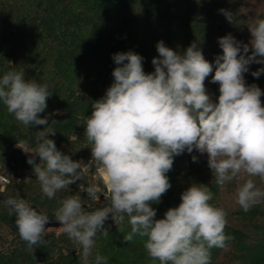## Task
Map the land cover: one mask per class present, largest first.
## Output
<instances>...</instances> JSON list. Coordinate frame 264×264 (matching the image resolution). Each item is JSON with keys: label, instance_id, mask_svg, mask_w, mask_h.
<instances>
[{"label": "clouds", "instance_id": "1", "mask_svg": "<svg viewBox=\"0 0 264 264\" xmlns=\"http://www.w3.org/2000/svg\"><path fill=\"white\" fill-rule=\"evenodd\" d=\"M220 11L232 22V13ZM247 26L251 34L247 44L231 34L218 38L222 55L215 58L211 77L219 85L216 102L205 87L213 64L196 42L181 54L159 41V56L152 59L151 73H145L141 55L132 51L113 54L114 82L101 99L92 102V114L85 119L91 161L97 164L109 206L89 212L80 196L69 195L59 201L54 213L62 232L80 245L84 264L92 255L97 234L108 235L104 224L109 217L122 223L127 216L131 230L123 242H132L137 235L146 237V252L159 264H211L213 247L227 249L226 242L233 237L225 235L226 213L209 203L213 193L203 184L192 183L182 192L177 207L169 208L164 218H155L151 205L160 203L171 188L166 173L174 157L185 151L207 153L208 167L221 187L247 177L235 193L244 212L264 203V190L252 179L264 180V106L260 99L264 92L255 84H246L244 78L250 64H264V18L251 19ZM262 73L264 67L251 74L259 78ZM51 95L46 83L25 79L23 70L7 71L0 78V102L28 128L48 125V117L40 114ZM49 134L55 131L46 126L35 133L34 149L18 147L33 154L27 163L33 165L43 195L53 199L82 179L84 166L59 151ZM197 159L192 156L193 162ZM80 189L89 199H99L96 185ZM4 204L10 216L15 214L19 237L34 258V249L48 243L45 226L49 216L21 198L10 197ZM107 260L97 255L95 264H107Z\"/></svg>", "mask_w": 264, "mask_h": 264}, {"label": "trees", "instance_id": "2", "mask_svg": "<svg viewBox=\"0 0 264 264\" xmlns=\"http://www.w3.org/2000/svg\"><path fill=\"white\" fill-rule=\"evenodd\" d=\"M221 9L233 14L232 22ZM254 18H264V4L260 0H0V78L7 71L23 70L25 79L46 83L52 92L45 112L40 114L41 118L48 117V125L28 128L0 102V176L8 179L4 189L0 183V264H84L79 255L80 245L57 231L61 224L54 213L60 207L59 201L69 195L80 196L82 206L89 212L109 206L97 164L91 161L85 119L92 114V102L101 99L114 82L112 72L117 65L113 54H139L144 58L145 73H151L152 59L159 56V41L181 54L196 42L205 59L213 64L205 87L216 102L219 85L212 83L211 77L215 58L222 55L218 38L231 34L247 44L251 39L247 24ZM262 67L264 64H250L244 78L246 84H255L264 92V73L259 78L251 74ZM260 99L264 106V95ZM57 111L62 114H55ZM46 126L55 131L48 138L59 151L73 161L83 159L90 165L89 171L82 169L81 180L53 199L43 195L33 165L27 163L33 154L20 148L34 149L35 133ZM192 156L198 158L197 162H193ZM34 159L36 164L40 163L38 156ZM207 164V153L195 149L191 154L185 151L174 157L173 167L166 173L171 188L160 203L151 205L156 210L155 218L162 219L169 208L177 207L182 192L196 181L194 177L202 176L213 193L209 203L226 213L225 235L233 237L226 242L227 249L210 250L211 264H264V203L248 212L238 204L228 207L225 196H234L237 186L247 177H238L221 187ZM252 179L264 190V180ZM93 184L100 189L97 200L89 199L80 189ZM10 197L26 200L49 216L48 223L54 224L45 226L49 228L45 236L48 243L34 249V258L19 237L15 214L10 216L4 204ZM104 228L108 235L101 232L94 238L87 264H95L97 255L107 257V264H159L146 252V237L137 235L132 242H123L124 235L131 230L127 216L122 223L109 217Z\"/></svg>", "mask_w": 264, "mask_h": 264}, {"label": "rangeland", "instance_id": "3", "mask_svg": "<svg viewBox=\"0 0 264 264\" xmlns=\"http://www.w3.org/2000/svg\"><path fill=\"white\" fill-rule=\"evenodd\" d=\"M255 2H257V0H255ZM260 2H261V4H264V0H260ZM79 162H81L82 165L84 166L82 168L84 171H89L90 170V165H89V163L86 160L81 159V160H79ZM206 167H208V164L206 165ZM206 167L204 166V170H205L204 172H206ZM101 179H102V177H101ZM194 179H196V181L194 183L203 184V185H205V181L207 180L206 178H204L202 176L201 177L200 176H197V177L195 176ZM205 186H207V185H205ZM224 199H225L228 207L237 205L235 195L232 196L231 194L230 195L227 194ZM60 227H61V225H59V227L57 228V231H59V232L62 231V229ZM127 249L129 250L128 251V253H129L128 256L130 257L131 256L130 254H132V253H131L129 247Z\"/></svg>", "mask_w": 264, "mask_h": 264}, {"label": "built area", "instance_id": "4", "mask_svg": "<svg viewBox=\"0 0 264 264\" xmlns=\"http://www.w3.org/2000/svg\"><path fill=\"white\" fill-rule=\"evenodd\" d=\"M0 183L2 185V188L4 189L5 185L8 183V179L5 176H0Z\"/></svg>", "mask_w": 264, "mask_h": 264}, {"label": "water", "instance_id": "5", "mask_svg": "<svg viewBox=\"0 0 264 264\" xmlns=\"http://www.w3.org/2000/svg\"><path fill=\"white\" fill-rule=\"evenodd\" d=\"M46 226H49V227H53L54 224H51V223H47Z\"/></svg>", "mask_w": 264, "mask_h": 264}]
</instances>
